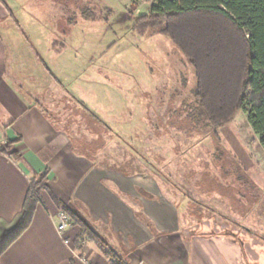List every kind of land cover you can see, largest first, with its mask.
<instances>
[{
  "label": "rangeland",
  "instance_id": "rangeland-1",
  "mask_svg": "<svg viewBox=\"0 0 264 264\" xmlns=\"http://www.w3.org/2000/svg\"><path fill=\"white\" fill-rule=\"evenodd\" d=\"M4 1L12 9L0 1L10 76L76 149L99 165L163 182L172 201L188 195L184 211L175 206L186 221L199 216L196 222L217 233L238 223L247 241L264 244V146L248 111L218 137L194 125L192 66L160 27L143 30L146 21L138 19L153 1ZM62 44V51L54 49ZM176 169L191 183L181 182Z\"/></svg>",
  "mask_w": 264,
  "mask_h": 264
},
{
  "label": "crops",
  "instance_id": "crops-1",
  "mask_svg": "<svg viewBox=\"0 0 264 264\" xmlns=\"http://www.w3.org/2000/svg\"><path fill=\"white\" fill-rule=\"evenodd\" d=\"M10 68L8 45L0 31V143L21 137L14 147L19 160L0 154V217L11 220L22 209L32 174L48 168L50 191L42 193L32 224L4 252L0 264H110L94 242L74 247L79 226L70 224L63 233L57 230L60 208L53 196L85 219L130 264H248L229 238L241 235L242 226L224 224L217 233L207 223L196 222L199 216L186 221L177 208L182 212L192 203L188 195L172 201L161 188L163 182L94 162L74 147L37 99L24 96ZM32 84L30 89L42 94L44 90ZM182 172L176 169L174 174L180 173L176 177L181 182H190Z\"/></svg>",
  "mask_w": 264,
  "mask_h": 264
},
{
  "label": "trees",
  "instance_id": "trees-1",
  "mask_svg": "<svg viewBox=\"0 0 264 264\" xmlns=\"http://www.w3.org/2000/svg\"><path fill=\"white\" fill-rule=\"evenodd\" d=\"M0 1L12 13L6 2ZM148 1H153L150 13L138 18L146 21L142 29L160 27L193 68V101L188 115L194 125L207 127L218 137V130L239 111H248V122L264 146V0ZM64 46L54 49L60 52ZM20 141L17 136L1 142L0 154L19 160L21 155L14 147ZM48 175V168L32 174L22 209L11 220L0 217V257L32 224L42 193L50 191ZM53 199L70 216L71 224L80 227L74 240L76 249L94 242L110 258V264H130L128 257L110 248L85 219L55 196ZM229 238L240 247L245 263L264 264L263 243L253 244L243 234Z\"/></svg>",
  "mask_w": 264,
  "mask_h": 264
},
{
  "label": "built area",
  "instance_id": "built-area-1",
  "mask_svg": "<svg viewBox=\"0 0 264 264\" xmlns=\"http://www.w3.org/2000/svg\"><path fill=\"white\" fill-rule=\"evenodd\" d=\"M70 216L63 210H59L57 214L56 226L60 233L65 232L71 224Z\"/></svg>",
  "mask_w": 264,
  "mask_h": 264
}]
</instances>
